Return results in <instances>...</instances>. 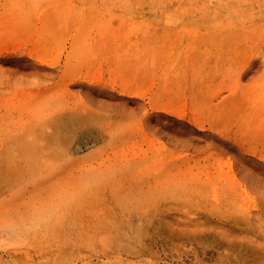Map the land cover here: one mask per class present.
<instances>
[{
  "label": "rangeland",
  "instance_id": "rangeland-1",
  "mask_svg": "<svg viewBox=\"0 0 264 264\" xmlns=\"http://www.w3.org/2000/svg\"><path fill=\"white\" fill-rule=\"evenodd\" d=\"M0 264H264V0H0Z\"/></svg>",
  "mask_w": 264,
  "mask_h": 264
},
{
  "label": "bare ground",
  "instance_id": "bare-ground-1",
  "mask_svg": "<svg viewBox=\"0 0 264 264\" xmlns=\"http://www.w3.org/2000/svg\"><path fill=\"white\" fill-rule=\"evenodd\" d=\"M190 230V229H189ZM184 236H185V234H184Z\"/></svg>",
  "mask_w": 264,
  "mask_h": 264
}]
</instances>
